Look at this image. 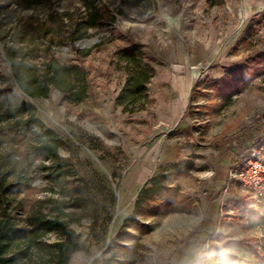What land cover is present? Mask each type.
Here are the masks:
<instances>
[{"label": "rangeland", "instance_id": "rangeland-1", "mask_svg": "<svg viewBox=\"0 0 264 264\" xmlns=\"http://www.w3.org/2000/svg\"><path fill=\"white\" fill-rule=\"evenodd\" d=\"M213 2L0 0V20L9 27L18 18L35 25L51 15L58 20V13L76 20L92 13L100 22L73 40L70 23L51 25L37 39L35 57L25 60L41 69L45 44L53 41L50 55L87 72L88 97L77 104L54 87L46 97L27 96L0 42V92L36 108L62 142L64 173L28 152L35 136L0 130L2 223L28 228L41 215L59 217L78 235L66 264H201L212 248L242 241L264 258V197L255 200L217 160L234 144L242 150L235 163L264 145V0ZM131 51L152 75L147 97L136 104L144 108L135 113L124 112L118 100ZM176 82L191 90L189 107L173 93ZM2 113L1 123L12 119ZM183 113L187 135L176 118ZM253 131L261 139L251 144ZM170 143L189 149L164 165L162 148ZM51 198L63 201L62 212L46 202ZM62 237L58 231L20 241L3 257L6 264H63L54 247Z\"/></svg>", "mask_w": 264, "mask_h": 264}, {"label": "trees", "instance_id": "trees-1", "mask_svg": "<svg viewBox=\"0 0 264 264\" xmlns=\"http://www.w3.org/2000/svg\"><path fill=\"white\" fill-rule=\"evenodd\" d=\"M224 2L225 0H214L213 3L217 5ZM23 8L28 9L29 7L24 6ZM57 15L58 20H55L51 15L47 17L45 22L36 25L31 18L27 20L18 18L14 27H9L7 20L2 19L0 20V42L4 48L5 58L11 65L14 79L27 96L31 98L46 97L50 88L54 87L66 94L68 101L77 104L88 97L87 72L79 65L62 64L53 55H50L53 52V41L45 44L43 50L45 58L41 69H37L36 66L25 65L27 56L35 57L34 52L38 50L36 47L37 39L46 37L49 30L45 29L50 28L51 25L64 26L70 23L72 40L84 37L88 29L100 25L98 15L92 13L83 15L78 20L73 19V16L68 13H58ZM24 47L30 48L28 52H23ZM86 54H89V51H86ZM126 54L127 60L133 62V65L129 68L123 94L118 100L124 112L135 113L144 108L143 104L139 107H136V104L147 97L146 85L152 75L148 73L151 71L150 67L142 65L137 60L134 51ZM35 70L41 73L34 74ZM5 109L7 113H13V115L12 119L4 124L1 123V120L5 116L2 113ZM0 130L5 135H13L14 137L35 136L37 142L36 144H28V152L35 159H50L52 168H58L61 175L64 174L59 165L61 140L53 130L37 117L36 108L22 102L16 94L10 91L0 92ZM12 161L16 163L15 159ZM46 202L55 204L57 210L62 212L63 201L51 198L47 199ZM58 231L63 232V237L55 243V252L57 256L63 258L62 263L66 264L78 248V235L59 217L41 215L28 228H18L12 223L4 224L0 221V264H6L8 260L3 256L8 249L18 246L20 241L35 242V239L44 238ZM231 249L237 250V254L232 253ZM201 264H264V258L259 255L256 249L251 247L250 242L242 241L230 243L223 249L212 248L202 258Z\"/></svg>", "mask_w": 264, "mask_h": 264}, {"label": "crops", "instance_id": "crops-1", "mask_svg": "<svg viewBox=\"0 0 264 264\" xmlns=\"http://www.w3.org/2000/svg\"><path fill=\"white\" fill-rule=\"evenodd\" d=\"M173 93H175L179 99H180V106L186 108L189 107L190 104V100H191V90L187 89L183 86H181L180 84H178L176 82L175 87H173ZM184 112V111H183ZM175 116V114H174ZM178 120V126H179V130H181V134L182 135H187L189 133V129H190V122L189 119L187 118V116L183 113V116L180 117H176ZM174 121L175 117H174ZM252 137L251 140V144H253L254 142L258 141L261 139V137H259V135L257 133H255V131L252 132V134H248V136ZM254 141V142H253ZM183 144V143H182ZM180 145V144H167L164 148H162V160L161 162L164 165H169V164H173L175 163L177 160H179L182 157L186 156V152H188L187 147H185L184 145ZM195 152V151H194ZM240 152H242V150L237 147V145H233L231 149L229 150H225V152L223 153V156L221 157V159L217 158V160H220L221 163L223 164V167L225 168H229V169H233L234 173L237 171V169L241 168L242 166H239V163H235L234 161L238 160V157L240 155ZM236 165V166H235ZM233 166H235L233 168Z\"/></svg>", "mask_w": 264, "mask_h": 264}, {"label": "built area", "instance_id": "built-area-1", "mask_svg": "<svg viewBox=\"0 0 264 264\" xmlns=\"http://www.w3.org/2000/svg\"><path fill=\"white\" fill-rule=\"evenodd\" d=\"M234 177L246 192L253 193L257 201L264 197V145L256 144L241 157Z\"/></svg>", "mask_w": 264, "mask_h": 264}, {"label": "water", "instance_id": "water-1", "mask_svg": "<svg viewBox=\"0 0 264 264\" xmlns=\"http://www.w3.org/2000/svg\"><path fill=\"white\" fill-rule=\"evenodd\" d=\"M92 42H97V40H93V41H84L81 43L82 46H88L89 43H92Z\"/></svg>", "mask_w": 264, "mask_h": 264}]
</instances>
